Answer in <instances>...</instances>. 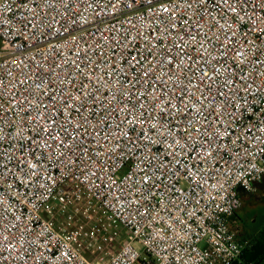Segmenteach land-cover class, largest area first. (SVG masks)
Listing matches in <instances>:
<instances>
[{
    "label": "built area",
    "instance_id": "1",
    "mask_svg": "<svg viewBox=\"0 0 264 264\" xmlns=\"http://www.w3.org/2000/svg\"><path fill=\"white\" fill-rule=\"evenodd\" d=\"M0 42V264L242 263L264 0H0Z\"/></svg>",
    "mask_w": 264,
    "mask_h": 264
},
{
    "label": "rangeland",
    "instance_id": "2",
    "mask_svg": "<svg viewBox=\"0 0 264 264\" xmlns=\"http://www.w3.org/2000/svg\"><path fill=\"white\" fill-rule=\"evenodd\" d=\"M1 48L0 42V50ZM237 214L231 220V227L240 240L250 242L264 226V194L259 191L243 194Z\"/></svg>",
    "mask_w": 264,
    "mask_h": 264
},
{
    "label": "trees",
    "instance_id": "3",
    "mask_svg": "<svg viewBox=\"0 0 264 264\" xmlns=\"http://www.w3.org/2000/svg\"><path fill=\"white\" fill-rule=\"evenodd\" d=\"M236 216H238L237 213ZM241 264H264V226L251 238L242 256Z\"/></svg>",
    "mask_w": 264,
    "mask_h": 264
},
{
    "label": "crops",
    "instance_id": "4",
    "mask_svg": "<svg viewBox=\"0 0 264 264\" xmlns=\"http://www.w3.org/2000/svg\"><path fill=\"white\" fill-rule=\"evenodd\" d=\"M257 187V189H258V191L259 192H261V193H263L264 194V189H262V185L261 186H259V185H257L256 186ZM241 193H243V194H245V192L241 189H239V194H240V198L242 197V195H241ZM231 220H232V218H231ZM231 220H230V225H231ZM232 228V227H231ZM238 237V236H237Z\"/></svg>",
    "mask_w": 264,
    "mask_h": 264
},
{
    "label": "water",
    "instance_id": "5",
    "mask_svg": "<svg viewBox=\"0 0 264 264\" xmlns=\"http://www.w3.org/2000/svg\"><path fill=\"white\" fill-rule=\"evenodd\" d=\"M262 189H264V184H263V186H262ZM241 190V189H240Z\"/></svg>",
    "mask_w": 264,
    "mask_h": 264
}]
</instances>
